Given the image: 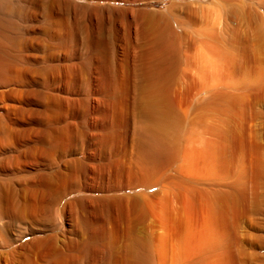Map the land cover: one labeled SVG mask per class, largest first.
<instances>
[{"label": "rangeland", "instance_id": "1", "mask_svg": "<svg viewBox=\"0 0 264 264\" xmlns=\"http://www.w3.org/2000/svg\"><path fill=\"white\" fill-rule=\"evenodd\" d=\"M5 1L0 264H264V0Z\"/></svg>", "mask_w": 264, "mask_h": 264}, {"label": "bare ground", "instance_id": "2", "mask_svg": "<svg viewBox=\"0 0 264 264\" xmlns=\"http://www.w3.org/2000/svg\"><path fill=\"white\" fill-rule=\"evenodd\" d=\"M7 9H8V3L5 0H0V30H1V33H0V53H4L5 52L2 43L8 41V39L11 38L12 32L14 31V27L12 26L11 22L6 18V16L3 13ZM201 59L202 58H200V60ZM197 62H199V60H197ZM197 62L195 61V63H197ZM212 62L213 61L211 60V58L209 59L207 57H204V60H203L202 64H204V68L207 69V70L205 69L206 70L205 73L208 74V71L210 72V70H209L210 67L209 66L212 65ZM214 64H216V63H214ZM216 66L217 65H213V67H211V70H212V68L215 67V70H213V72L216 71V69H217ZM204 68L202 69L200 67V69L202 71L204 70ZM209 74H212V72H210ZM8 75H9V64H7L6 62H2L0 60V80L4 79V81L7 82L8 81ZM146 134H148L147 136H148V138H150V140H149L150 143L148 142V146L151 148V151H154V149H156L155 147L157 146L156 139H155V137H154V135L152 133H149V129L146 132ZM238 141H239V138L238 137H236V136L233 137V139H232V145L233 146H236L237 143H238ZM251 147H252V149H256V145H252ZM231 212L233 213V216H236L237 215V209H235V207H232ZM58 214H60V213H58ZM64 226H65V223L62 220V218H60V215H59V218H57V220H56V228L57 229H62ZM18 235H20V236L16 240L17 241H20L24 237V234L23 233H20ZM143 248L144 247H142V251H144V250L145 251L143 253H140L138 255V257H137V264H154V260L155 259H154V257L152 256V254L150 252L152 249L151 250L148 249L149 250L148 251L145 248L144 249Z\"/></svg>", "mask_w": 264, "mask_h": 264}]
</instances>
